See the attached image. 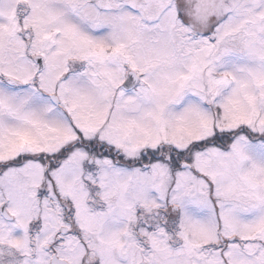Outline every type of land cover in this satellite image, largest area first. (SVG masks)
I'll return each instance as SVG.
<instances>
[{
    "label": "snow or ice",
    "instance_id": "snow-or-ice-1",
    "mask_svg": "<svg viewBox=\"0 0 264 264\" xmlns=\"http://www.w3.org/2000/svg\"><path fill=\"white\" fill-rule=\"evenodd\" d=\"M0 264H264V0H0Z\"/></svg>",
    "mask_w": 264,
    "mask_h": 264
}]
</instances>
